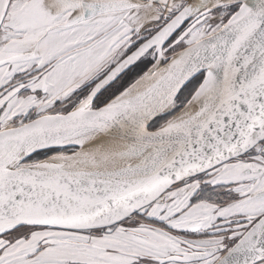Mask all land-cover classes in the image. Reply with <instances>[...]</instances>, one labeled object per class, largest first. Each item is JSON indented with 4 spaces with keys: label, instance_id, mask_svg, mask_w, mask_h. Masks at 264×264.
<instances>
[{
    "label": "snow or ice",
    "instance_id": "1",
    "mask_svg": "<svg viewBox=\"0 0 264 264\" xmlns=\"http://www.w3.org/2000/svg\"><path fill=\"white\" fill-rule=\"evenodd\" d=\"M0 264H264V0H0Z\"/></svg>",
    "mask_w": 264,
    "mask_h": 264
}]
</instances>
